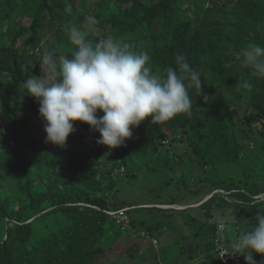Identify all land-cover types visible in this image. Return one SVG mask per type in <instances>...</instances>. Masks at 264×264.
I'll return each instance as SVG.
<instances>
[{
	"label": "trees",
	"instance_id": "obj_1",
	"mask_svg": "<svg viewBox=\"0 0 264 264\" xmlns=\"http://www.w3.org/2000/svg\"><path fill=\"white\" fill-rule=\"evenodd\" d=\"M88 16L100 33L90 32L86 39L95 44L112 33L133 51L143 39L141 50L149 52L156 74L174 67L177 53L185 55L200 73L203 95L190 88V113L158 124L149 117L118 148L97 144L99 133L80 122L65 146L38 149L28 113L38 111L39 102L25 88L41 70L40 58L32 54L51 27L54 57L70 56L69 30L85 29ZM249 43L264 44V0H0V264H143L155 245L147 239L146 251L137 255L133 247L142 236L157 238L158 251L176 236L169 230L158 235L162 225L153 214V222L145 223L142 214L131 212L145 207L126 209V222L110 213L135 205L116 198L123 170L133 176L134 162L159 160L165 153L164 162L189 155L202 167H216L240 162L243 150L255 160V169L244 163L241 178L206 185L225 194L214 193L168 216L178 214L188 226L185 236L195 241L183 249L186 258L180 264H246L231 251L228 263L219 259L217 242L228 243L230 237L217 238L216 212L225 216L229 210L226 221L234 223L237 234L264 210V199L257 197L264 193V163L250 146L254 142L264 152V79L251 77L238 59ZM244 81L249 88L240 86ZM176 143L186 146L183 152L176 151ZM124 228L134 237L109 244ZM171 255L176 261L181 251ZM253 255L257 264L264 262Z\"/></svg>",
	"mask_w": 264,
	"mask_h": 264
},
{
	"label": "clouds",
	"instance_id": "obj_2",
	"mask_svg": "<svg viewBox=\"0 0 264 264\" xmlns=\"http://www.w3.org/2000/svg\"><path fill=\"white\" fill-rule=\"evenodd\" d=\"M95 25L89 18L85 29L72 27L68 37L74 46L71 55L57 60L51 52H43L38 61L42 75L25 82L28 95L39 102L46 143L65 146L79 121L99 133L97 144L114 149L149 117L152 124H158L190 113L189 89L194 88L199 96L203 90L199 71L185 55L177 53L175 66L156 74L148 51H133L113 35L95 44L86 39ZM238 59L251 77L264 79V44H247ZM240 86L249 88L250 84L244 81ZM98 112L103 115L98 117ZM255 221L250 230L232 235L228 242L231 253L243 256L246 264H257L254 253L264 257V210L259 209ZM218 228L232 231L230 224L221 223Z\"/></svg>",
	"mask_w": 264,
	"mask_h": 264
},
{
	"label": "rangeland",
	"instance_id": "obj_3",
	"mask_svg": "<svg viewBox=\"0 0 264 264\" xmlns=\"http://www.w3.org/2000/svg\"><path fill=\"white\" fill-rule=\"evenodd\" d=\"M79 8H82L80 2L77 3ZM90 18L88 16L86 21L82 24L87 27V21ZM26 19V18H24ZM100 33L98 31H94V33ZM109 35H113L110 33ZM115 36V35H113ZM116 37V36H115ZM56 42V35L53 28L48 27L45 31V35L42 39V42L36 48L33 56L36 59L40 58L43 52L49 51L54 55V46ZM145 44V40L138 41L137 46L134 48L136 50H141ZM42 72L36 75V77H40ZM102 112H98L97 116H102ZM29 117V125L31 130V136H35L37 138V147L38 149H53L54 145L51 143L45 142L46 133L44 132V125L42 120L39 117L38 111H32L28 113ZM4 121V118L1 119V122ZM80 122L76 121L75 125H78ZM259 126V124H256ZM176 147L177 152H183L185 149V145L183 143H176L174 145ZM254 151L261 157L264 163V152L258 150L256 144L254 142L250 145ZM163 154V153H162ZM166 158V153L162 155V158L159 160L153 159V161L148 160L143 162L137 160L134 162L133 170L135 171L133 176L124 175L126 170H123L121 177H119L118 185H117V200L125 202V204H135L131 207H125L126 209L135 208L137 206L145 207L144 209H134L135 211H131L134 216L142 214L145 220V223L153 222V217H149L150 214H153L156 220H160L161 228L156 232L158 235H161L166 230H169L175 238H172V241L169 242L171 245L169 247L165 246L166 249L162 251L165 253L162 254V251L156 250L159 245V240L152 236H142L143 241H140V244L134 245V250H136L137 255H141L143 251H146L147 248V239L155 238L156 244L154 249L153 246L149 250L148 260L143 264H180L185 258V254L183 253V249H190V245H192L195 241L191 239L189 235H186L188 231V226L183 224L181 217L178 214H175L174 217L168 216L169 213L174 212L176 210H181L191 206H198L203 201H206L208 198L212 196L214 193H224L226 190L216 189L211 190L209 186H213L215 181H223L226 180L230 182L233 178L239 179L241 178V174L243 168L249 166L248 168H256L255 160L252 159L250 154L247 151H242L241 153V161L238 163H229L216 167L206 166L202 167L198 162H193L189 155L178 156V157H170L166 162L164 159ZM245 163V164H244ZM130 170V169H129ZM261 172H264V167L261 169ZM261 175H255L257 180H261ZM184 179V182L181 180ZM187 185H190L189 187ZM206 185H209L206 187ZM227 192V191H226ZM225 194V193H224ZM176 197V203L174 204H159L157 207L162 208L164 211H155V209L149 210L148 208L155 207L153 202H170L172 197ZM179 196V197H178ZM259 199H264V193H260L257 196ZM144 202V203H143ZM177 204V205H176ZM179 205V207H177ZM182 205V206H180ZM226 215L223 216L220 211L216 212V216L219 219V224L225 223L226 225H231L232 231L219 230L217 231V238L219 240H224V238L228 235L230 238L232 235L236 234V228L232 221H226V219L230 218V212L228 209L225 210ZM168 212V213H167ZM126 213V211H125ZM129 213H126V218L121 219V221L126 222L128 220ZM156 214V216L154 215ZM159 217L157 218V216ZM177 219V220H176ZM179 219V220H178ZM127 225V223H125ZM190 228V227H189ZM251 227L246 226L245 230H250ZM125 233L122 236L115 237L111 236L109 239V244L114 242L124 243L126 239L134 237V233L130 228H124ZM136 238V237H135ZM182 239V240H181ZM198 240L206 239L204 236H199ZM180 240L182 242H180ZM224 244V243H223ZM220 241L217 242V247L223 246L227 248L229 251L228 243L225 242L223 245ZM132 248V247H131ZM133 250V249H132ZM181 251V256L176 261V257L172 258L171 251ZM132 254V251H128ZM174 256V254H173ZM156 257V258H155ZM158 257L162 260H159ZM163 258H167L164 262ZM172 262V263H171ZM142 263V262H141Z\"/></svg>",
	"mask_w": 264,
	"mask_h": 264
},
{
	"label": "built area",
	"instance_id": "obj_4",
	"mask_svg": "<svg viewBox=\"0 0 264 264\" xmlns=\"http://www.w3.org/2000/svg\"><path fill=\"white\" fill-rule=\"evenodd\" d=\"M125 211H126V208H121V209L110 211V213L113 214L117 219L120 220V218L121 219L126 218ZM151 241L154 242L153 244L157 243L155 238H152ZM217 254H218L219 259L223 263H228L231 259L230 251L223 246L217 247Z\"/></svg>",
	"mask_w": 264,
	"mask_h": 264
},
{
	"label": "crops",
	"instance_id": "obj_5",
	"mask_svg": "<svg viewBox=\"0 0 264 264\" xmlns=\"http://www.w3.org/2000/svg\"><path fill=\"white\" fill-rule=\"evenodd\" d=\"M176 205H177V204H176ZM180 206H182V205H180ZM177 207H179V205H178ZM159 264H161V262H159Z\"/></svg>",
	"mask_w": 264,
	"mask_h": 264
}]
</instances>
